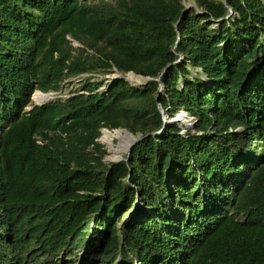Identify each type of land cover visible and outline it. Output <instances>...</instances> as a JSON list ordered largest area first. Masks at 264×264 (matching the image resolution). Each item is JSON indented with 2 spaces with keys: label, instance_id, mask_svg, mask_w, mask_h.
I'll list each match as a JSON object with an SVG mask.
<instances>
[{
  "label": "trees",
  "instance_id": "trees-1",
  "mask_svg": "<svg viewBox=\"0 0 264 264\" xmlns=\"http://www.w3.org/2000/svg\"><path fill=\"white\" fill-rule=\"evenodd\" d=\"M193 1L0 0V264H264V0Z\"/></svg>",
  "mask_w": 264,
  "mask_h": 264
},
{
  "label": "rangeland",
  "instance_id": "rangeland-1",
  "mask_svg": "<svg viewBox=\"0 0 264 264\" xmlns=\"http://www.w3.org/2000/svg\"><path fill=\"white\" fill-rule=\"evenodd\" d=\"M194 4L195 3H194L193 0H185V9H189V8L194 7L195 6ZM74 45H78V44L76 42H74ZM86 76H88V75L78 76L77 78H72V79L68 80L67 82H65L62 85L61 89L58 92H52L51 93V97H50L51 99H49V100L55 99V96H59V95H61L63 97H66L67 95L70 94L71 91H74L75 89L79 88V86L81 85L80 84V80L82 78L86 77ZM94 77H97L99 80L100 79H105L107 81H111L114 78L120 77V74L118 72H115L114 71L112 73L105 74V75H103L101 73H98V74H95ZM125 79L128 82H130L133 86H137V87L143 88V87H145L148 84V82L150 81L151 78L150 77H144L142 75H137V74H135V73L132 72V73H127L125 75ZM162 88H163V86H161V89ZM37 93H39V91H36L34 93V95L32 96V99H33L34 103L41 104V103L45 102L46 101L45 100L46 97L44 98V95L41 94V93H40V96L42 95L41 96V99H39V100H36L35 99V96H36ZM179 114H182V116L179 117V116L176 115L179 118H177V117L173 118V119H176V120H174L175 122L180 123L181 125L185 126V128H188V129H194L195 128V124H196L195 122L196 121L193 119V117L188 116L184 111H182V113H179ZM164 116L166 118V121H172L173 120V119L172 120H168L167 115H164ZM104 129H107V128H104ZM104 129H102V131ZM116 130H118V129H116ZM119 130H122L124 133H129L131 136H133L132 137L133 140H132L131 144L129 145L128 149L125 152H123L122 155L119 158H117V159H115V160L112 161V160L109 159V157L111 155L110 154V151H109V148H108L107 144H105L101 140V136H100L99 141L102 144L105 145L106 150H107V155H106V157L104 159L107 163H111V162L119 163L122 160H127L128 159V155H129V153L131 151V147L136 142L134 139L139 137V135H134L133 133H131L130 131H128L125 128H119ZM110 131H115V130H110ZM114 144L115 145H118L119 144V139L118 138H116L114 140Z\"/></svg>",
  "mask_w": 264,
  "mask_h": 264
},
{
  "label": "bare ground",
  "instance_id": "bare-ground-1",
  "mask_svg": "<svg viewBox=\"0 0 264 264\" xmlns=\"http://www.w3.org/2000/svg\"><path fill=\"white\" fill-rule=\"evenodd\" d=\"M42 94V93H41ZM44 98L46 97L45 100L51 97V95H46L43 94ZM42 96V95H41ZM40 92L36 94L35 99L39 100L41 99ZM43 100V99H42ZM129 133H124L122 130H115V131H110L109 129H104L101 134V140L107 144L109 151H110V160H115L119 158L123 152H125L129 145L131 144L133 138ZM118 138L119 139V144L115 145L114 140Z\"/></svg>",
  "mask_w": 264,
  "mask_h": 264
},
{
  "label": "water",
  "instance_id": "water-1",
  "mask_svg": "<svg viewBox=\"0 0 264 264\" xmlns=\"http://www.w3.org/2000/svg\"><path fill=\"white\" fill-rule=\"evenodd\" d=\"M130 73H132V72H130ZM39 92L42 93L41 91H39ZM42 94L51 95V92H49V93H42ZM49 99H51V98H48L47 100H49ZM35 104H38V103H35ZM181 113H182V112H181ZM177 116L180 117V116H182V114H178ZM177 116H176V117H177ZM179 117H177V118H179ZM164 119L166 120L165 116H164ZM174 120H176V119H173V121H174ZM138 139H139V137H138V138H135L134 140L137 141Z\"/></svg>",
  "mask_w": 264,
  "mask_h": 264
}]
</instances>
